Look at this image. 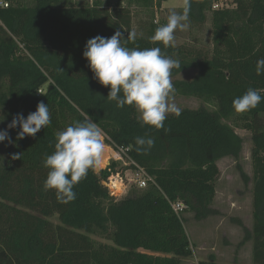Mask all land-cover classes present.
<instances>
[{
	"label": "trees",
	"instance_id": "1",
	"mask_svg": "<svg viewBox=\"0 0 264 264\" xmlns=\"http://www.w3.org/2000/svg\"><path fill=\"white\" fill-rule=\"evenodd\" d=\"M164 2L0 0L7 5H0V107L7 125L18 113L26 118L35 112L39 102L51 113V124L35 138L17 141L19 127L9 130L14 143L6 141L0 156V264H180L192 252L171 205L182 203L198 222L217 215L212 208L217 163L238 162L244 145L235 129L248 132L251 143L252 176L236 164L242 183H251V230L238 222L240 245L251 242L252 264H264V100L245 113L232 106L249 88L264 96V75L256 73L264 58V0H235L233 8L216 11L213 0H190L191 25L204 24L209 15V50L151 40L158 27L154 11ZM135 13L146 20L136 28ZM117 30L135 33L126 41L129 48L160 47L180 62L181 69L172 72L174 98H197L214 109H182L157 130L142 126L133 107L117 108L107 100L109 89L94 79L83 51L89 39ZM189 70L196 71L193 78L176 79ZM85 120L97 123L106 145L128 149V157L153 180L145 191L121 200L111 196L105 183L117 172L113 162L90 170L75 186L72 202L44 190V159L54 151L56 134ZM137 136L154 139L150 151H136ZM17 153L20 160H12ZM110 231L111 246H96L90 238ZM168 232L170 237H160ZM198 264L219 263L210 257Z\"/></svg>",
	"mask_w": 264,
	"mask_h": 264
},
{
	"label": "clouds",
	"instance_id": "2",
	"mask_svg": "<svg viewBox=\"0 0 264 264\" xmlns=\"http://www.w3.org/2000/svg\"><path fill=\"white\" fill-rule=\"evenodd\" d=\"M190 0H184L182 12H171L167 22L155 30L151 40L165 47H175L177 31L190 27ZM135 33L125 36L117 30L111 37L97 35L89 39L84 47L83 58L94 74V79L108 88L107 100L115 102L117 108L133 107L139 114L142 126L154 129L164 128L169 114L180 115L179 107L173 103L175 87L172 80L174 69H181L180 62L162 54L160 47L140 49L129 48L127 40H134ZM257 75H264V58L256 63ZM264 100L256 89L249 88L242 96L235 98L232 106L237 113L255 109ZM3 118L5 116L0 114ZM51 124L48 104L39 102L35 112L25 118L16 114L7 129L0 130V144H13L9 130L19 127L16 140L35 138L37 133ZM136 151L147 153L154 146L151 137L134 138ZM106 145L102 130L92 120L76 121L56 134L55 148L44 159L48 169L43 188L55 191L57 199L69 203L76 199L75 186L87 178L104 160ZM20 153L13 154L12 160H20Z\"/></svg>",
	"mask_w": 264,
	"mask_h": 264
},
{
	"label": "rangeland",
	"instance_id": "3",
	"mask_svg": "<svg viewBox=\"0 0 264 264\" xmlns=\"http://www.w3.org/2000/svg\"><path fill=\"white\" fill-rule=\"evenodd\" d=\"M72 1V0H71ZM184 0H166L160 9L154 11L155 24L159 27L167 22L168 15L171 12H179L183 8ZM133 12H137L133 10ZM140 21H146L144 16L134 14L133 26L139 27ZM190 24V23H189ZM176 46L187 48H196L200 50H209L211 38V24L209 15L204 24L197 23L191 25L186 31H177ZM195 70L185 71L179 74L177 80H190L195 75ZM180 110L182 109H197L205 107L208 110H213L212 105L203 103L197 98L175 97L173 98ZM0 114L4 115L3 108L0 107ZM3 117L0 116V119ZM137 118L140 119V114L137 112ZM229 123V122H227ZM231 124V123H229ZM7 121L4 119L0 123V130L7 129ZM236 133L243 138L244 145L240 159L238 162L230 158H225L217 163L219 169V177L215 184V196L212 203V208L217 211L216 216L209 217L203 221H195L191 213L181 211L178 215L182 218L183 227L188 237L192 256L182 259L180 264H198L200 261H206L212 257L219 264H252L251 262V242H246L240 245L243 239V230L239 223L248 230H251V183L244 185L240 180L236 164L240 165L242 170L249 176H252L250 151L251 143L249 133L235 129ZM104 142L105 138L103 136ZM5 143L0 144V156L4 158ZM106 145V144H105ZM109 150L107 163L102 168H96L95 172L105 170L113 162L116 164L115 171H121V164L114 158V150L106 145ZM114 151V152H113ZM107 188L110 194L116 199L121 200L128 196L131 192H142L136 188H131L121 183L115 174H111L108 178ZM117 181L120 188H112L111 182ZM145 191V190H143ZM53 223H57L56 218L50 219ZM239 222V223H238ZM111 231L107 235L94 234L90 235L93 243L97 245L111 246L110 239ZM171 233L168 232L160 237L168 238ZM160 238V239H162Z\"/></svg>",
	"mask_w": 264,
	"mask_h": 264
},
{
	"label": "built area",
	"instance_id": "4",
	"mask_svg": "<svg viewBox=\"0 0 264 264\" xmlns=\"http://www.w3.org/2000/svg\"><path fill=\"white\" fill-rule=\"evenodd\" d=\"M2 5V4H0ZM7 7L6 4L2 5ZM235 6V0H213L211 9L216 10H225L231 9ZM41 93V90L38 91V94ZM115 151V160L121 164L122 170L115 173L116 177L123 183L129 185L131 188H136L137 190H146L148 186L153 183L152 178L133 160H131L127 153L128 149L119 148L114 149ZM113 175V174H112ZM107 182H110L107 180ZM107 182L105 183L106 187ZM112 194V193H111ZM112 196V195H111ZM171 208L175 214H179L183 209L184 205L182 203H174L171 205Z\"/></svg>",
	"mask_w": 264,
	"mask_h": 264
},
{
	"label": "bare ground",
	"instance_id": "5",
	"mask_svg": "<svg viewBox=\"0 0 264 264\" xmlns=\"http://www.w3.org/2000/svg\"><path fill=\"white\" fill-rule=\"evenodd\" d=\"M114 152V151H113ZM108 155H109V150L108 149H106V155H105V157H104V160H103V162L101 163V165H99L97 168H102V167H104V165L107 163V158H108ZM114 155H115V152H114ZM116 156V155H115ZM114 156V157H115ZM111 187L112 188H116V189H119L120 188V184L117 182V181H112L111 182Z\"/></svg>",
	"mask_w": 264,
	"mask_h": 264
}]
</instances>
